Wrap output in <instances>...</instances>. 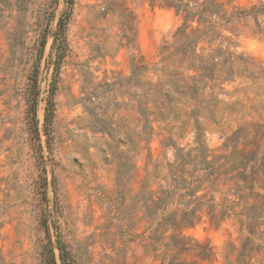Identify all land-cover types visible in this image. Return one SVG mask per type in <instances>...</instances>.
Wrapping results in <instances>:
<instances>
[{
    "label": "rangeland",
    "instance_id": "1",
    "mask_svg": "<svg viewBox=\"0 0 264 264\" xmlns=\"http://www.w3.org/2000/svg\"><path fill=\"white\" fill-rule=\"evenodd\" d=\"M242 7L264 0H234ZM69 13L54 45L57 24ZM264 20V17H261ZM181 23L173 9L146 0H0V256L5 264H43L49 244L63 241L78 264H154L145 244L141 180L149 151L140 140L141 89L127 81L130 54L158 60L164 40ZM135 29V45L125 35ZM249 18L234 26V49L261 75L203 91L198 119L204 142L217 148L244 122H264V39ZM46 41L41 54L40 38ZM61 45L64 51L58 60ZM34 79V80H32ZM37 91L31 124L27 95ZM222 87V88H221ZM51 92V95H50ZM53 116L45 132V108ZM189 111L190 106H184ZM171 122L177 145L193 146L194 118ZM154 124L152 160L173 159L161 147L168 132ZM161 128V129H160ZM148 166V170H152ZM153 188L156 185L153 184ZM200 193V192H199ZM220 200V194H215ZM214 250L200 264L235 260L247 236L239 222L207 216L183 230ZM234 247V249H233ZM58 258V249L54 247ZM250 264H264V248Z\"/></svg>",
    "mask_w": 264,
    "mask_h": 264
},
{
    "label": "trees",
    "instance_id": "2",
    "mask_svg": "<svg viewBox=\"0 0 264 264\" xmlns=\"http://www.w3.org/2000/svg\"><path fill=\"white\" fill-rule=\"evenodd\" d=\"M149 5L173 9L181 23L159 47L158 60L148 63L142 56L130 54V75L127 81L141 89L139 111L142 118L140 140L146 142L149 151L145 175L141 180V210L145 222V244L154 264H200L211 260L214 250L207 242H198L183 230L198 223L205 215L218 224L228 218L239 222L242 239L235 260L226 257V264H250L264 248V122H244L217 148L204 142V128L198 119L203 106L201 96L208 85L219 86L237 78L253 80L262 71L248 56L237 52L231 35L234 26L252 18V34L264 39V4L242 7L234 0H146ZM69 13L62 16L54 35V45L62 35ZM131 35H125L135 45L134 25L129 26ZM46 37L40 38L41 54ZM64 46L58 50V60ZM34 80V79H32ZM222 88V87H221ZM51 95V92H50ZM37 91L35 86L27 95L31 124L36 126ZM190 106L185 110L184 106ZM54 102L47 100L44 122L45 134L53 116ZM182 125L194 118L193 146L177 145L173 139L171 122L181 120ZM164 123L168 132L160 142L161 147L173 148V159L166 161L168 169L159 160H152L149 142L154 134V124ZM161 129V128H160ZM152 166V170H148ZM153 184L156 188H153ZM200 192V193H199ZM220 200H215V194ZM78 264L75 256L63 241L49 244L43 264ZM234 249V247H233ZM3 259L0 256V264Z\"/></svg>",
    "mask_w": 264,
    "mask_h": 264
}]
</instances>
